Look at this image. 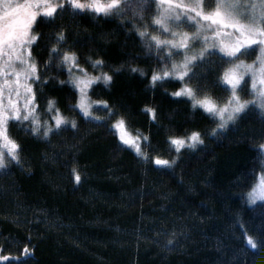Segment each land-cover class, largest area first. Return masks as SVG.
<instances>
[{
    "label": "trees",
    "instance_id": "16d2710c",
    "mask_svg": "<svg viewBox=\"0 0 264 264\" xmlns=\"http://www.w3.org/2000/svg\"><path fill=\"white\" fill-rule=\"evenodd\" d=\"M155 14L154 0H122L22 27L41 114L6 125L17 150L0 159V264H264V198L249 196L264 182V114L251 103L218 127L181 95L224 100L228 60L209 52L168 73L179 52L156 39ZM65 54L99 76L88 97L106 115L78 111ZM116 119L144 136L139 150ZM191 134L197 144L177 143Z\"/></svg>",
    "mask_w": 264,
    "mask_h": 264
},
{
    "label": "rangeland",
    "instance_id": "374dc122",
    "mask_svg": "<svg viewBox=\"0 0 264 264\" xmlns=\"http://www.w3.org/2000/svg\"><path fill=\"white\" fill-rule=\"evenodd\" d=\"M122 0H0V159L14 155L17 143L6 131L9 122H38L36 110V70L29 56L34 34L27 35L23 26L39 12L51 13L56 8L102 13ZM156 14L150 23L156 39L179 52L178 63L170 68L180 78L185 68L202 54L214 53L228 60L220 78L227 96L217 101L197 96L189 87L180 91L217 121L218 127L231 122L247 105L254 103L264 114V0H154ZM11 32L12 37L6 38ZM27 35V36H26ZM25 44V45H24ZM68 81L77 91L76 108L85 117L106 115L105 104L88 97V90L99 76L90 75L65 54ZM101 75V74H99ZM246 88L249 97L241 96ZM179 93V92H178ZM96 111L98 114H96ZM104 113H101V112ZM54 113L55 124L62 121ZM33 120V121H32ZM34 124V123H33ZM45 126V122H42ZM50 125H53L51 123ZM114 132L124 144L140 149L144 139L122 119L113 123ZM48 128V127H47ZM195 134L177 139L179 145H195ZM264 162V144L262 146ZM251 200L264 198V182L250 192ZM262 198V199H263Z\"/></svg>",
    "mask_w": 264,
    "mask_h": 264
}]
</instances>
